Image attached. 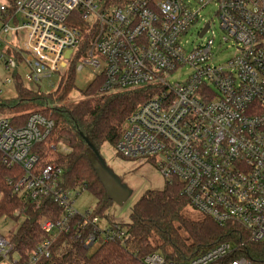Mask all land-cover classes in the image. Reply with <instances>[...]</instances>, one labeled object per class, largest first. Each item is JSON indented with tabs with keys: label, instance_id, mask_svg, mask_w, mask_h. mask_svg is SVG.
Instances as JSON below:
<instances>
[{
	"label": "built area",
	"instance_id": "obj_1",
	"mask_svg": "<svg viewBox=\"0 0 264 264\" xmlns=\"http://www.w3.org/2000/svg\"><path fill=\"white\" fill-rule=\"evenodd\" d=\"M11 2L12 13L9 3L0 7L5 68L31 84L60 74L84 38L70 23L78 12L88 24L86 33L95 30V36L77 72L86 66L95 69L90 81L103 75L102 93L144 86L157 90L126 120L118 153L153 160L167 183L180 184L189 207L222 227L239 225L252 245L221 243L188 261H167L154 252L143 264H264V0ZM209 5L217 9L220 45L231 43L228 48L235 49L224 63L214 61L215 21L201 15ZM200 26L203 41L188 50L185 39ZM17 35L18 46L13 43ZM184 70L189 71L187 79L172 84L171 77ZM4 100L0 91V104ZM54 126L41 112L17 123L0 111V164L22 171L0 184V202L18 196L41 210L45 199H52L61 208L59 217L38 220L49 238L26 264L50 258L55 239L70 234L75 223L80 227L75 239L90 252L108 242L125 244L128 238L123 224L103 226L94 210L75 209L72 194L78 190L61 186L63 171L55 163L40 167L35 148ZM13 249L0 236V258L8 259ZM242 251L250 258L235 257Z\"/></svg>",
	"mask_w": 264,
	"mask_h": 264
},
{
	"label": "trees",
	"instance_id": "obj_2",
	"mask_svg": "<svg viewBox=\"0 0 264 264\" xmlns=\"http://www.w3.org/2000/svg\"><path fill=\"white\" fill-rule=\"evenodd\" d=\"M7 1L12 13V2ZM70 20L71 25L73 23L84 32V38L57 90L46 93L29 89L22 77L15 74L16 96L4 100L0 111L17 123H23L33 112H41L54 121L49 138L35 148L40 167L55 163L63 171L61 186L67 191L90 192L98 203L94 212L103 217L114 203L92 165L94 156L86 138L99 151L104 144L116 148L126 120L157 90L144 86L102 93L104 79L103 75H98L83 92L82 100L73 105L66 104L76 88L77 64L86 56L95 36V30L86 33L88 24L81 20L78 12L72 14ZM21 172L19 168L8 169L0 164V184ZM188 208L189 202L182 194L180 184L167 183L163 190L147 191L133 205L130 221L123 225L128 235L125 244L108 242L90 252L81 240L75 239L80 228L75 223L70 234L55 239L50 258L41 259L38 264H143L142 259L154 252L161 253L167 261H188L221 243L246 242L247 248L252 247L248 233L239 225L222 227L207 217L194 218L189 215ZM60 214L61 208L52 199H45L41 210L18 196L2 200L0 220L8 218L18 222L24 217L10 239L14 246L10 259L15 256L19 264H26L36 248L49 238L41 230L38 220L47 215L57 218ZM235 257L250 258L245 251Z\"/></svg>",
	"mask_w": 264,
	"mask_h": 264
},
{
	"label": "rangeland",
	"instance_id": "obj_3",
	"mask_svg": "<svg viewBox=\"0 0 264 264\" xmlns=\"http://www.w3.org/2000/svg\"><path fill=\"white\" fill-rule=\"evenodd\" d=\"M7 4V0H0V7ZM216 11L217 9L215 5H209L201 12V15L206 21L211 19L215 21L214 30L216 31L217 39L214 44V61L215 63L219 64L229 60V58L234 55L235 49L228 48V45L231 43H224L223 45H220L222 36L218 27ZM75 21L76 20H72V22ZM2 26L3 18L0 12V29ZM200 28L201 26L186 37L185 40L188 41V44L186 45L188 50L193 49L194 45L203 41L198 37ZM19 42L20 36L17 35L13 39V43L14 45L18 46ZM5 48L6 44L2 42L0 44V56ZM10 55L13 56L11 52ZM4 64L5 62L3 60H0V91L5 98L12 99L16 96L15 82L12 75L13 71L7 70ZM71 65L72 61L70 60L60 74H53L50 81L44 80L40 84H31L27 81L23 82L29 89H40L46 93H53L57 90L61 79L66 75ZM94 71L95 69H93L92 67L86 66L84 68V71L77 72L76 88L71 93L70 98L66 104L73 105L84 98L83 92L92 83V81H90L89 79V76ZM22 72L25 73L24 70ZM188 74V70L176 73L171 77V83L173 84L177 82L178 78H181L180 81H185L188 77ZM10 77L12 78V83L7 85L5 81ZM100 154L105 161L106 167L110 171L112 179L116 180L120 185L126 187L131 192L127 201H125L123 204L114 203L106 211L105 215L101 217V224L108 225V223L113 220L119 224L121 223L123 225H126L130 221L131 209L137 202V200L149 190H163L167 184L166 179L160 173L157 164L151 159L147 158L145 160H142L124 158L118 153L117 149L114 146H111L109 144H104L101 147ZM72 198L75 201V209L83 213L89 210H95L98 204L97 199L88 191L78 190L77 192L72 194ZM188 213L191 217L194 218H204V216L200 215L191 207L188 208ZM23 220L24 217H21L18 222H15L8 218H2L0 220V236L10 241L12 235L17 231ZM16 260L17 259L15 258V256L12 258V260L9 257L8 259L1 261L0 264H14Z\"/></svg>",
	"mask_w": 264,
	"mask_h": 264
},
{
	"label": "water",
	"instance_id": "obj_4",
	"mask_svg": "<svg viewBox=\"0 0 264 264\" xmlns=\"http://www.w3.org/2000/svg\"><path fill=\"white\" fill-rule=\"evenodd\" d=\"M206 30L207 29L203 30L201 36L205 33ZM71 54V51L68 52L66 54V59H69ZM86 141L88 142V145L92 151V155L94 156V158L92 159V165L100 182L104 186L108 197L112 200L113 203L123 204L125 201H127L131 192L126 187L120 185L116 180L112 179L110 171L106 167L105 161L102 158L100 151L92 143H90L87 138ZM1 261H3V258H0V262Z\"/></svg>",
	"mask_w": 264,
	"mask_h": 264
},
{
	"label": "crops",
	"instance_id": "obj_5",
	"mask_svg": "<svg viewBox=\"0 0 264 264\" xmlns=\"http://www.w3.org/2000/svg\"><path fill=\"white\" fill-rule=\"evenodd\" d=\"M112 222H115V221L111 220L110 223H108V224H111ZM103 226H106V225H103Z\"/></svg>",
	"mask_w": 264,
	"mask_h": 264
}]
</instances>
